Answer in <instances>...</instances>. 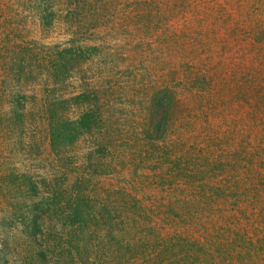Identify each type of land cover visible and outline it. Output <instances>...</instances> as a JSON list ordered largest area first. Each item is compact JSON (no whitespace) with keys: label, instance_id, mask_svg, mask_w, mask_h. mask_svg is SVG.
Segmentation results:
<instances>
[{"label":"rangeland","instance_id":"374dc122","mask_svg":"<svg viewBox=\"0 0 264 264\" xmlns=\"http://www.w3.org/2000/svg\"><path fill=\"white\" fill-rule=\"evenodd\" d=\"M91 1L46 29L30 14L29 0H0V175L14 170L33 177L40 194L57 186L68 195L76 179L61 166L71 174L84 165L91 183L81 191L99 204L91 210L98 233L127 213L122 203L137 218L139 203L156 232L133 228L124 247L95 238L96 249L113 254L110 264H144L126 255L143 244L146 255L161 254L148 264H264V0H105L96 28L89 9L98 11L102 0ZM74 8L61 0L60 9ZM81 40L97 60L50 94L49 65L39 59L50 45ZM85 76L94 77L99 104L109 107L114 150L101 154L84 138L73 147L78 161L61 164L40 108L55 95L83 92ZM166 88L175 100L159 139L141 124L149 99ZM18 187L0 179L3 247V228L22 233L33 203Z\"/></svg>","mask_w":264,"mask_h":264},{"label":"trees","instance_id":"16d2710c","mask_svg":"<svg viewBox=\"0 0 264 264\" xmlns=\"http://www.w3.org/2000/svg\"><path fill=\"white\" fill-rule=\"evenodd\" d=\"M82 1L83 3L86 2V0H69L70 5L75 8L62 10L60 9L61 0H29L32 9L30 14L36 18L40 27L50 29L58 24L63 14L68 15L67 18L78 16V9ZM97 1L99 0L91 2ZM105 4V0H102L101 8L98 11L89 9L93 18L92 21L97 23L95 28L99 25L101 17L105 16L104 12H101ZM58 7L59 10H57ZM87 45V42L83 40L66 41L55 46L50 45L47 52L48 56H41L39 59L41 64L43 66L49 65L48 72H50L51 77H46L48 79L45 83L49 86L53 85L50 94L52 92L58 94V92L65 90V82L68 79L77 74L81 75L83 66H91L88 63L97 60L94 59V55L91 58L90 52L93 51V48ZM42 53L44 54V52ZM82 81L83 87L86 88L83 92L71 99H67L64 95H55V99L48 98L47 103L44 102L43 107L40 108L51 153L57 162L69 163L71 166L73 165L72 162L78 161L80 156L76 154L73 147L84 138L95 143L101 154L113 153L114 150L110 122L108 124L106 121L111 117L105 118L104 116L105 106L106 108L109 107L104 103L99 104L102 99L95 89L94 77L85 76ZM174 100L170 88L160 92L156 91L149 99V108L145 115L146 120L141 124L147 135L153 133L159 139L166 136L170 122L167 120L170 119ZM22 110L24 112V107ZM24 117L25 114H20L22 120ZM14 122L17 123L18 121ZM7 128L6 132L13 131L12 121L9 122ZM90 152H92L91 149ZM80 158L84 160V158ZM124 160L122 158L119 163L123 164ZM88 162L91 164L94 162L93 155L88 159ZM81 166L84 165L79 164L77 168L76 166L72 167L71 174L66 172L65 166H61L67 176L76 179L71 188L73 190H70L68 195L64 194L61 188L57 186L48 190L49 193L46 195L40 194L38 193L40 187L33 177L25 174L19 175L14 170L6 177L0 175V179L14 181L15 185L21 187L22 195L26 199H30L32 196L36 200L31 197L30 200L33 203L30 204L29 210L24 211L22 233H6L11 230H5L2 226L6 238L1 241L6 243V246L0 245V264H105L107 262L110 264L114 260L113 254L96 249L98 247L94 245L95 238L104 240L107 244L117 239L118 243L124 247L132 244L133 228L135 230L149 228V230L155 231L153 228L156 224L152 223L148 219L149 216L143 213L144 208L138 205L139 203H136L137 218L131 217L127 203H122L121 206H125L127 213H120L119 221L113 228L109 225L107 230L98 233V219L92 215L91 210H96L99 204H96L97 202L89 194L88 189H84L85 192L81 191L84 183H91L88 173L80 171ZM246 172V174L252 173V176L255 177L260 176L253 170ZM76 187L79 192H76ZM94 204H96L95 207ZM252 208L257 215L261 213L260 207L258 209ZM53 214L55 215L52 218ZM150 223L152 224L150 225ZM173 237H177V235ZM158 239H161L160 235ZM148 242L149 245L152 244L151 241ZM8 244H12L13 247L9 248ZM144 246L147 245L135 247L126 252V255L129 256V254L134 253L139 256L136 259L144 264L152 263L154 258L161 257L159 252H154L150 256L146 255V252L151 251H148L147 247L143 249ZM136 248H139L138 252H134Z\"/></svg>","mask_w":264,"mask_h":264}]
</instances>
